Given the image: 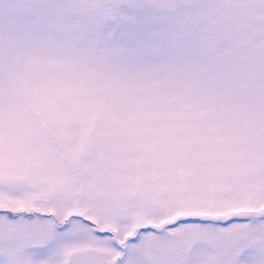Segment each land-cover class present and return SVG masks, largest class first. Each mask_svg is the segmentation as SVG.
<instances>
[{
	"label": "snow or ice",
	"instance_id": "snow-or-ice-1",
	"mask_svg": "<svg viewBox=\"0 0 264 264\" xmlns=\"http://www.w3.org/2000/svg\"><path fill=\"white\" fill-rule=\"evenodd\" d=\"M173 6L171 0H154L151 11L143 0L20 4L22 19L12 30L8 55L0 58L7 69L0 76V125L25 97L31 98L38 81L54 82L53 99L64 107L55 119L26 110L32 137L28 173L0 172V264H264V204L230 211L231 205L173 201L153 211H129L128 197L139 193L142 177L122 191L93 180L88 186L102 198H82L77 165L90 134L83 139L81 129L104 117L103 106L93 104L82 113L77 82L54 71V56L26 48L30 39L59 38L86 42L115 62H149L162 47L156 26L166 24ZM195 54H210L209 43ZM243 135L248 142L241 150L264 164V128ZM238 165L228 163L214 172ZM101 174L100 169L93 173ZM38 175L44 177L46 195L20 191ZM192 176L189 169L169 172L166 164L149 173L152 191L145 195L159 200Z\"/></svg>",
	"mask_w": 264,
	"mask_h": 264
},
{
	"label": "clouds",
	"instance_id": "clouds-1",
	"mask_svg": "<svg viewBox=\"0 0 264 264\" xmlns=\"http://www.w3.org/2000/svg\"><path fill=\"white\" fill-rule=\"evenodd\" d=\"M143 2L151 11L154 0ZM171 2L149 62H115L86 42L26 41L29 52L57 59L54 71L77 82L83 105L103 106L77 165L86 187L95 180L122 191L142 177L141 189L150 188L149 173L166 164L193 176L243 164L244 131L264 128V0ZM21 19L19 0H0V58ZM203 42L210 54L196 55ZM88 195L102 198L92 188Z\"/></svg>",
	"mask_w": 264,
	"mask_h": 264
},
{
	"label": "rangeland",
	"instance_id": "rangeland-1",
	"mask_svg": "<svg viewBox=\"0 0 264 264\" xmlns=\"http://www.w3.org/2000/svg\"><path fill=\"white\" fill-rule=\"evenodd\" d=\"M27 0H19L25 3ZM54 82L38 81L33 85L31 98L25 97L9 113L7 120L0 125V172L5 174L26 175L28 168L25 161L29 156L32 137L29 129L27 109L36 113H49L52 118L61 114L62 101L53 99ZM79 110L85 115L88 107L80 101ZM99 117L89 120L81 129L82 138L86 139L96 127ZM20 191H31L37 195L47 194L44 177L38 175ZM91 188L84 186L79 193L82 198L90 199ZM151 188L140 189L137 195L128 197L129 211H153L167 202H202L215 206H227L230 211H240L243 206L264 204V164L253 160L251 152L243 164L223 172H205L187 179L182 185L173 186L163 192L159 200L148 199L146 193Z\"/></svg>",
	"mask_w": 264,
	"mask_h": 264
}]
</instances>
